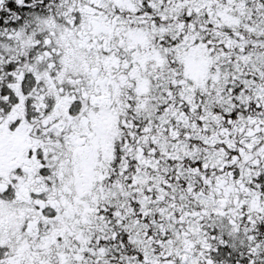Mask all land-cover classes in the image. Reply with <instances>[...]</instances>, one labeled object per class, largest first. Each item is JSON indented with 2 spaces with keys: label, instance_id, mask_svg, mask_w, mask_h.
<instances>
[{
  "label": "snow or ice",
  "instance_id": "obj_1",
  "mask_svg": "<svg viewBox=\"0 0 264 264\" xmlns=\"http://www.w3.org/2000/svg\"><path fill=\"white\" fill-rule=\"evenodd\" d=\"M0 264H264V0H0Z\"/></svg>",
  "mask_w": 264,
  "mask_h": 264
}]
</instances>
